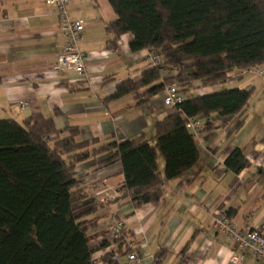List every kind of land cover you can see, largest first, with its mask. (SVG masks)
Here are the masks:
<instances>
[{
  "label": "crops",
  "instance_id": "1",
  "mask_svg": "<svg viewBox=\"0 0 264 264\" xmlns=\"http://www.w3.org/2000/svg\"><path fill=\"white\" fill-rule=\"evenodd\" d=\"M67 11L70 19L85 23L79 41L86 62L81 79L73 70L54 69L66 40L55 6L46 0H0V119L22 122L42 114L53 118L55 127L63 131L61 137L71 136L68 129L76 128L75 141L89 143L90 149L112 140L154 141L156 123L173 110L163 104L164 92L143 104L134 94L106 101L120 82L139 80L152 66L149 49L132 52L131 33L110 46L107 24L117 15L109 0H71ZM174 74L162 70L163 78ZM222 85L254 88L245 112L230 117L214 113L210 130L201 118L203 127L190 130L199 162L164 181L159 202L136 205L125 195L122 165L103 164L107 154L91 155L76 165L87 196L74 208L84 222L92 256L104 263L114 258L132 264L128 254L135 251L139 264H152L157 256L162 264H234L231 258L239 254L241 264H264L250 248L213 226L214 216L221 211L231 213L243 233L264 226V76L237 69L225 84L195 82L192 90L182 93L201 95ZM236 148L247 161L239 174L225 165ZM158 169L163 178L162 154ZM117 220L124 222L125 233L116 242L110 228Z\"/></svg>",
  "mask_w": 264,
  "mask_h": 264
},
{
  "label": "trees",
  "instance_id": "2",
  "mask_svg": "<svg viewBox=\"0 0 264 264\" xmlns=\"http://www.w3.org/2000/svg\"><path fill=\"white\" fill-rule=\"evenodd\" d=\"M117 15L107 24L115 47L131 33L132 52L156 51L162 61L143 71L139 80L126 79L106 101L134 94L143 104L170 84L180 91L195 82L203 86L226 83L230 74L254 64L264 66V0H109ZM174 76L163 78L162 70ZM2 78L0 76V83ZM254 88H222L185 97L156 123L155 140H112L98 147L61 137L51 117L33 115L19 122L0 119V264H93L84 222L74 205L87 194L76 165L91 155L107 154L103 164L120 162L122 191L136 205L157 203L161 185L193 168L199 149L186 126L189 117L243 115ZM165 158L164 177L158 156ZM226 167L241 173L246 157L236 148ZM230 216L231 213L227 212ZM103 245V244H102ZM106 264H120L116 259ZM152 264H162L157 256Z\"/></svg>",
  "mask_w": 264,
  "mask_h": 264
},
{
  "label": "built area",
  "instance_id": "3",
  "mask_svg": "<svg viewBox=\"0 0 264 264\" xmlns=\"http://www.w3.org/2000/svg\"><path fill=\"white\" fill-rule=\"evenodd\" d=\"M50 5H53L58 10L60 19V27L66 40L63 46V51L58 56L55 70H73L79 79L83 78L86 73V62L83 53L79 47V41L82 32L85 28V23L82 20L70 19L67 11V6L71 0H46ZM149 58L154 65L162 61L160 54L156 51H150ZM244 72L264 76V67L260 65H252L242 69ZM185 99L182 91L176 84H170L165 88L163 104L171 109L182 103ZM23 106L28 105L27 102L22 103ZM186 126L189 130H200L203 125L200 117H189L186 119ZM213 226L219 232L224 233L227 238L235 240L244 248H250L255 257L264 260V226L262 229H252L245 233L241 232L232 218L227 212L221 211L214 216ZM113 239L121 241L124 238L125 225L123 221L117 220L110 228ZM114 259V258H113ZM128 259L132 264H139L140 260L135 251L128 254ZM231 261L234 264H241L242 257L239 254L232 256ZM93 264H106L99 258L92 256Z\"/></svg>",
  "mask_w": 264,
  "mask_h": 264
},
{
  "label": "rangeland",
  "instance_id": "4",
  "mask_svg": "<svg viewBox=\"0 0 264 264\" xmlns=\"http://www.w3.org/2000/svg\"><path fill=\"white\" fill-rule=\"evenodd\" d=\"M201 84V83H200ZM221 84H223V83H221ZM225 84V83H224ZM180 88H183V86L182 85H180V84H177ZM191 86V85H190ZM190 86H188V87H186L185 89L187 90V92H189L190 90H192V88H190ZM222 87L223 88H226L227 86H225V85H222ZM190 88V89H189ZM222 89V88H221Z\"/></svg>",
  "mask_w": 264,
  "mask_h": 264
}]
</instances>
